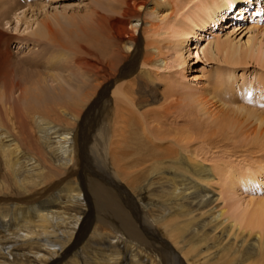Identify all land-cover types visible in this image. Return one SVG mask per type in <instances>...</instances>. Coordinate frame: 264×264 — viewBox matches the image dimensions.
I'll use <instances>...</instances> for the list:
<instances>
[{"label":"bare ground","instance_id":"obj_1","mask_svg":"<svg viewBox=\"0 0 264 264\" xmlns=\"http://www.w3.org/2000/svg\"><path fill=\"white\" fill-rule=\"evenodd\" d=\"M261 3L93 0L68 16L70 26L86 21L83 39L68 28L62 42L50 16L36 26L32 42L61 51L48 52L42 76L36 60L26 63L33 76L12 68L16 37L0 30V264H264V199L218 209L212 186L224 187V166H205L194 152L216 141L264 152L261 99L223 101L218 83L185 95L177 115L170 89L201 56L264 69L254 36L245 49L218 38L233 23L224 25V10L240 18L235 31L251 15L245 32L264 36ZM164 49L180 69L161 82ZM96 106L98 123L86 128ZM241 176L234 187L255 183Z\"/></svg>","mask_w":264,"mask_h":264},{"label":"rangeland","instance_id":"obj_2","mask_svg":"<svg viewBox=\"0 0 264 264\" xmlns=\"http://www.w3.org/2000/svg\"><path fill=\"white\" fill-rule=\"evenodd\" d=\"M92 1L93 0H0V30L4 33L14 34L17 38H14V41L9 47L12 61L10 65H12V68L22 71V74L26 76H29V74L33 76L34 72L31 68L26 66V63L36 60L37 63H39L35 67L41 66L36 69V72H41L42 74H40L42 76L44 74L43 70H39L43 69V62L45 61L44 59L48 57V52H50L52 56H56L61 51L58 52L59 50L51 49V47L47 45L48 43L40 45L41 42H32V39H34L32 35L34 29L45 21L44 18L46 16H50L52 18L50 25L62 42L65 41L68 36V28L75 29L79 37L83 39V26L86 24V21L77 19L75 23L70 26L68 24L70 23L68 16L75 13L83 15L85 8L89 3H92ZM256 1L257 0H254V2ZM244 4L245 3H243L242 6H246V4ZM253 9H255L253 12L257 10L256 7ZM259 9L261 10L260 13L262 16L260 18L263 19V22L260 21L258 23L256 30H258L259 27L260 29H264L263 3H261ZM185 10L186 9H183L182 12ZM250 16L246 15L243 19L244 24L241 25L242 22L239 23L242 29L240 31H235L234 25H238L235 23L239 22L238 20L240 18L237 17V14L231 15L224 10V25L231 22L233 23L232 26H228L227 24L226 27H223L221 31L218 32V38L224 39V37L229 36L233 43L240 44L242 49H245V47H248L246 45H251L252 43L248 41L250 36H254L253 43L258 45V42L261 41L262 48H264V36L260 34L256 36L254 33L250 34L245 32V30L253 24L252 22L254 19L250 18ZM229 18L230 20L233 18V20L229 21ZM76 24H78L79 27H77ZM230 33L233 35H230ZM209 36L214 37V35H207V37ZM23 38H29V41L21 40ZM160 40H163V38ZM206 40L207 38L200 40L199 43L201 46L199 49L206 44ZM191 47H193V45ZM168 51L169 49H164L163 51L165 54L164 57L168 60V66L160 68L157 71V77L160 78L159 80L161 82L165 81L167 78L169 80L173 77L175 78L176 76L173 75H176L180 69L179 66L175 64L171 67L170 52ZM37 56L39 57L35 58ZM185 56L187 57V53ZM188 61L189 64H191L188 66L191 70H186L188 79L183 80L179 77L176 81L171 83L173 87L170 89H173V93L175 94L172 98L175 102L171 105L182 103V107H178L180 109L179 113L177 112L179 110L178 108V110L175 111L177 115H181L182 112L186 111V107L184 106L185 95L188 93H190L189 95H193L194 93L211 88L210 86L213 88L217 87L218 83L222 84V91L224 93L223 101L228 99L226 93H231V100L233 99L236 102L239 101V103L246 102L247 104L255 105V103L258 102L256 99H261V108L264 110V69L257 64L250 62L247 65L230 67L216 61H211V59L209 60L204 56L191 60L188 59ZM159 80L157 79L158 83H160ZM48 81L50 83L52 82L51 79H48ZM57 81H59V79ZM183 81L188 82L190 90L185 91L183 89ZM116 84H119V82L112 84L111 88H114ZM49 87L52 89L53 86ZM63 89L68 91L66 87H63ZM110 92H108V97L111 98V103L113 104L114 101L112 98L114 97H111L112 94ZM238 93H242V96H238ZM54 94L58 93L54 92ZM244 95L245 97H243ZM253 100H255V103L251 102ZM166 103L168 104V102ZM166 103H164V105L159 103V105L167 107ZM94 123L95 125L98 123L97 106L90 111L89 123H87L86 128L91 127ZM96 129L97 126H94L92 134L96 132ZM85 134L86 132L83 133L84 136ZM210 143L209 145L198 143L196 147H194V152L197 161L203 162L205 166L216 167L217 165L216 168L218 169L224 166V180H222L224 181V187L222 186L219 188L217 184L212 186L216 199L218 198L214 205L217 206L218 209L224 205V208L227 209L238 199L254 201L264 199V152H255L254 154L250 147L247 149L240 143L228 144L226 142L219 143L218 141ZM236 175H250L254 177L255 183H252L253 181L251 180H246L236 188L231 184H234L233 177ZM215 181H217V178Z\"/></svg>","mask_w":264,"mask_h":264}]
</instances>
